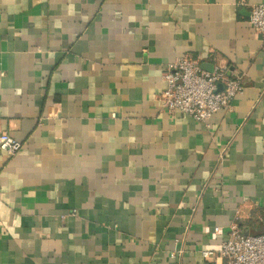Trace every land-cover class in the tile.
Wrapping results in <instances>:
<instances>
[{
	"label": "crops",
	"instance_id": "0c3cea01",
	"mask_svg": "<svg viewBox=\"0 0 264 264\" xmlns=\"http://www.w3.org/2000/svg\"><path fill=\"white\" fill-rule=\"evenodd\" d=\"M239 1L0 0V135L22 144L0 149V264H224L230 224L263 230L264 38ZM181 55L242 93L205 122L160 110Z\"/></svg>",
	"mask_w": 264,
	"mask_h": 264
},
{
	"label": "built area",
	"instance_id": "2783aa9c",
	"mask_svg": "<svg viewBox=\"0 0 264 264\" xmlns=\"http://www.w3.org/2000/svg\"><path fill=\"white\" fill-rule=\"evenodd\" d=\"M239 4L250 6L248 23L264 38V1L249 4L240 0ZM165 87L157 97L160 110L166 113H180L198 122L207 121L214 113L226 109L231 100L242 93L244 86L241 75L228 74V67L214 63L210 70H203L200 63L187 55H181L163 69ZM20 141L6 133L0 135V149L12 155L20 150ZM215 227L211 237L221 234ZM218 253L224 264H264V228L254 235L243 234L236 223L229 225ZM204 257L211 251L203 250Z\"/></svg>",
	"mask_w": 264,
	"mask_h": 264
}]
</instances>
